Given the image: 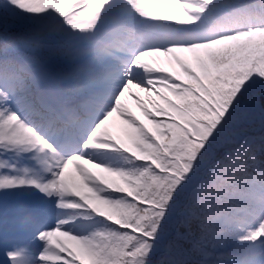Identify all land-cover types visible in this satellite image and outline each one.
<instances>
[{
	"label": "trees",
	"instance_id": "trees-1",
	"mask_svg": "<svg viewBox=\"0 0 264 264\" xmlns=\"http://www.w3.org/2000/svg\"><path fill=\"white\" fill-rule=\"evenodd\" d=\"M32 1L36 9L43 10L48 0ZM69 1L55 0L57 11ZM222 1L240 5L239 11H253L259 5L264 9V0L250 4V0ZM3 5L0 79L4 86L0 92L20 113H27L29 121L41 124L45 116L38 119L39 114H34L38 110L24 69L27 63L48 67L53 58L32 52L44 51L47 42L24 35L25 26L36 25L21 15L15 21ZM255 20L246 38L239 33L248 26L246 22L220 29L204 43L206 62L187 65L171 82L157 83L155 98L149 100L151 110H145L149 125L162 136L161 144L150 135L148 124L136 120L127 124L139 153L116 159L109 172L111 184L99 186L107 219L69 227L95 264H217L214 253L221 254L229 238L239 237L236 229L264 215V14ZM170 112L182 120H174ZM182 121L197 125L195 136L201 140L190 138L179 124ZM167 152L181 160L177 163L166 157ZM238 202H244L245 208ZM226 208L240 213L241 219L230 217ZM79 212L81 216L92 214ZM66 215L74 216V212L69 210Z\"/></svg>",
	"mask_w": 264,
	"mask_h": 264
},
{
	"label": "rangeland",
	"instance_id": "rangeland-1",
	"mask_svg": "<svg viewBox=\"0 0 264 264\" xmlns=\"http://www.w3.org/2000/svg\"><path fill=\"white\" fill-rule=\"evenodd\" d=\"M13 2L17 3V0H14ZM107 2L109 3L108 0ZM181 2L182 0H134L132 2L131 9L128 10V15L131 18H137L139 22L137 24L134 23V19L133 21L131 20L130 22H128V24L122 26H125V30L129 28L128 36L130 37V39L136 42H146V48L137 58L135 57L134 59H132L131 57L130 59H127L124 66H122L120 69H115L112 71L116 72L117 70H121V73L119 75L120 81L116 82L112 86H106L105 95L109 96L105 99L103 98V100L100 102L101 107H103L104 109L102 112L98 113L92 121H89V123L92 122L95 125H98L100 121L103 122L105 116H108V119L112 118L118 125H120V116L123 110L127 108V106L133 107L135 103H139L144 97H146L147 94L150 93V82L145 78V76H142V73L146 72V70H151L150 72L154 73L159 67L158 62L160 64L167 63L165 58L162 61H159L158 59L160 58V56L164 57L167 56L170 52L175 51V53L173 52V55L175 57V64H172L170 66V69L172 71H174L176 67H178L179 59L182 60L184 56H188L191 63H196L200 60V41H187L189 39H192L194 35H200L199 31L190 33L180 32L178 35L174 36V28L166 30L164 27V25L167 24L168 21L173 19L182 24L194 23L195 16L193 15V13L186 11ZM121 21L124 20L122 19ZM119 25L120 20H116L114 16H110L99 21L97 29L106 30V28H108L109 31H113ZM168 37H172L174 41H168ZM185 37L186 39H184ZM178 38L185 42H180L179 44L176 43L175 40H177ZM182 44H187L189 46L182 48ZM122 48L124 51L127 50V48L125 47ZM111 64H113V62H111ZM130 64L133 65L128 67ZM132 67L133 69H131ZM150 72L146 75L148 78L151 75ZM133 73L135 75H132ZM159 74L162 75L161 73ZM40 83L42 86V91L38 93V97H44L52 102H56L62 97L61 84H56L48 77H42ZM111 93H113V95H111L110 97ZM180 117L183 118L184 115L181 113ZM196 121L200 122L201 120L198 119ZM172 122H174V120H172ZM193 126L196 129L197 125ZM173 128L174 124L170 125L171 131L173 130ZM15 129H17L18 131L17 137H12L9 134L3 137V140H22L20 129L23 132L30 133V130L20 125H17ZM95 132L96 129L93 131V135ZM2 134H4V132ZM2 134L0 136H2ZM84 155L85 156L83 159V157L80 158L78 157V155H76V151L70 154H66V156L64 157V159H66V163L64 164L61 171L56 175V187H61L60 173L64 176L65 179H67L68 186H71L72 183L75 184L76 181L80 178L87 179L88 172L86 165H92L97 168H105L107 166L106 159L103 155H99L97 157L98 160H96L95 157H92L90 153H87V151L86 153L84 152ZM20 158L21 156L17 155V161H20ZM28 160L39 164L46 160H48L49 162H53L55 159L49 151L45 150L44 148L38 147L33 150L31 155L28 157ZM49 184L50 182L47 185ZM46 192V188L42 187L40 183L31 180L27 175H24L22 177L20 185L17 189L18 195L26 194L32 200L38 199L44 203L47 202L44 196ZM57 198V209H54L55 215L61 213L66 207L64 200L60 199L59 196ZM7 211L9 210H6L5 213ZM42 220L47 221L48 225L45 230L46 235L43 233L42 235H37L36 237L37 240L40 241L41 247L38 251L37 257L33 258L34 264H46L43 261L38 262V257L42 256L44 258L45 252H50L49 247L46 246L48 244L47 239L49 238V236H51L58 241L57 238L63 235V232L66 229L65 227L58 226L52 221L51 218H49L48 220ZM34 226H37V224L35 223Z\"/></svg>",
	"mask_w": 264,
	"mask_h": 264
},
{
	"label": "bare ground",
	"instance_id": "bare-ground-1",
	"mask_svg": "<svg viewBox=\"0 0 264 264\" xmlns=\"http://www.w3.org/2000/svg\"><path fill=\"white\" fill-rule=\"evenodd\" d=\"M124 40L129 41L127 38H125ZM129 43H130V44H128V46H129L130 48H132V52H133L134 54H138L139 51H140L142 48H145L146 45H147L146 43H143V44H141V45L138 46V47H134V46L131 45V43L134 44L133 41H130Z\"/></svg>",
	"mask_w": 264,
	"mask_h": 264
}]
</instances>
